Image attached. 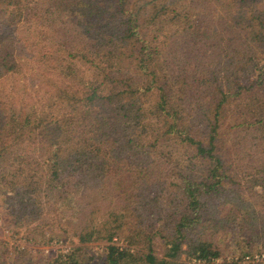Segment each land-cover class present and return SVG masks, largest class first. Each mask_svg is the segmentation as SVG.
<instances>
[{"label": "trees", "instance_id": "trees-1", "mask_svg": "<svg viewBox=\"0 0 264 264\" xmlns=\"http://www.w3.org/2000/svg\"><path fill=\"white\" fill-rule=\"evenodd\" d=\"M70 188L54 264L104 233V264H213L220 231L264 251V0H0L4 215L41 231Z\"/></svg>", "mask_w": 264, "mask_h": 264}, {"label": "rangeland", "instance_id": "rangeland-1", "mask_svg": "<svg viewBox=\"0 0 264 264\" xmlns=\"http://www.w3.org/2000/svg\"><path fill=\"white\" fill-rule=\"evenodd\" d=\"M229 118L231 122L232 116H229ZM232 163L230 164L232 165ZM236 165L237 163L235 162L234 166ZM232 176L236 177L239 175L234 174ZM1 183L5 182L1 179ZM67 196L65 205L62 209L55 211L56 214L52 216L51 220L49 219V222L42 224L43 229L41 231H31L30 229L33 228L31 226L32 222L25 221L20 223L16 222L13 217H6L4 214L7 212V202L4 201L3 197L0 198L1 264H54L55 260L59 258L65 260L67 256L73 253L74 247L62 231L70 223L69 230L77 229V225L81 224L84 219V213H88V211H85L80 203L78 189L70 188ZM104 198L106 202L101 199V202L98 201L96 206L101 210L111 209L115 211L114 208L117 207V203L114 201L111 192L106 193ZM98 217L100 220L103 219L102 214H99ZM103 221L105 220L103 219ZM105 234L96 237L91 243L82 245L84 248V253L82 254L84 259L81 260L84 264H104L101 261L105 258L104 247L108 244L103 237ZM125 236L121 233L118 234L114 237V241L111 244L127 247L128 242L125 240ZM217 237L221 245L222 256L213 264H264V251L256 245L250 246L247 241L242 242L243 238L238 234L220 231ZM246 248L247 250H245ZM242 252L247 253L244 258H241ZM181 264L202 263L191 261L185 255L181 260Z\"/></svg>", "mask_w": 264, "mask_h": 264}]
</instances>
